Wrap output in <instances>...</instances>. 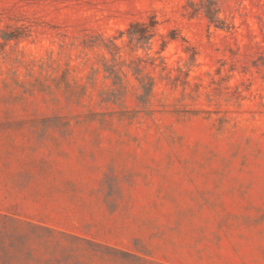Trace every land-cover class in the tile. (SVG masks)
<instances>
[{
    "label": "rangeland",
    "instance_id": "rangeland-1",
    "mask_svg": "<svg viewBox=\"0 0 264 264\" xmlns=\"http://www.w3.org/2000/svg\"><path fill=\"white\" fill-rule=\"evenodd\" d=\"M0 264H264V0H0Z\"/></svg>",
    "mask_w": 264,
    "mask_h": 264
}]
</instances>
